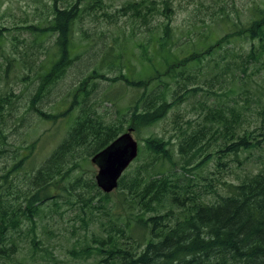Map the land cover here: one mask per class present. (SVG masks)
<instances>
[{
    "label": "trees",
    "instance_id": "trees-1",
    "mask_svg": "<svg viewBox=\"0 0 264 264\" xmlns=\"http://www.w3.org/2000/svg\"><path fill=\"white\" fill-rule=\"evenodd\" d=\"M191 1L197 23L186 32L189 42L184 46L177 44L172 0H162L160 7L157 0L131 1L114 12L104 7L103 0H50L47 12L35 23L0 28V42L2 31L28 30L46 56L35 71L38 84L22 113L19 96L0 90V162H5L0 168V264H22L17 256L24 237L32 248L38 247V219L57 210L64 198L72 207L81 206L77 214L86 228L95 213L104 215L92 234L95 245L86 248L99 257L97 264H264V158L259 157L256 172L247 173L237 184L219 179L231 163L243 165L254 151H264V119L251 129L252 93L235 101L238 92L225 80L231 74L233 86L237 85V71L249 78L250 66L262 64L264 0H254L245 22L244 12L233 7L231 11L226 2ZM202 8L207 17L199 16ZM156 15L163 18L157 20ZM86 18L93 28L84 25ZM125 18L133 22L132 32L126 35L121 30L124 37L117 34L108 44L111 31L104 30L101 21L119 28ZM139 25L145 28L144 41L135 43L132 38ZM220 28L225 33L217 38ZM240 40L251 43L248 52H233L231 59L227 53L216 60L228 51L226 46ZM132 43L141 49L139 57L129 50ZM84 54L95 65L61 99L66 107L56 113L44 110L45 99ZM13 61L8 59L7 72ZM149 65V76L136 70L139 66L147 70ZM203 68L211 76L202 73ZM117 69L114 78L108 75ZM134 75L139 77L131 78ZM101 81L113 89H133L131 105L121 108L123 120L108 122L100 113L121 90L104 92L105 100L94 99ZM200 93L204 99L192 107L196 118L185 121L186 112L180 107ZM257 93L254 102L261 108L258 115H263L264 87L258 84ZM29 113L40 122L53 123L59 117L70 122L64 138L39 167L35 156L40 138L32 139L28 133L11 142L8 132L9 127L28 125ZM171 114L174 136L151 134L142 144L136 136L137 159L115 191L102 192L90 167L92 157L128 129L139 135ZM173 137L177 141L172 142ZM213 161L216 171L203 175ZM176 166L179 172L173 170ZM216 185H223L227 193H220ZM211 196L214 202L208 201Z\"/></svg>",
    "mask_w": 264,
    "mask_h": 264
},
{
    "label": "rangeland",
    "instance_id": "rangeland-1",
    "mask_svg": "<svg viewBox=\"0 0 264 264\" xmlns=\"http://www.w3.org/2000/svg\"><path fill=\"white\" fill-rule=\"evenodd\" d=\"M131 1L139 0H103L105 4L104 7L110 12L116 11V9L121 8L124 4H127ZM157 1V6L160 7L162 0ZM212 1L213 0H207L204 3L209 4ZM216 1L228 3L231 6V11L232 7L242 10L244 14H242L241 18L244 22L249 16L248 8L254 2V0ZM49 2L50 0H0V28H13L14 26L21 27L35 23L42 12H47L45 5ZM172 5L173 9L176 10V12L172 15L173 26L177 36L180 39L177 44L184 46V44L189 42L186 32L190 31L192 28L191 24H193V22L197 23V20L193 18V16L197 13V10L195 11V5L191 0H172ZM202 12L203 13H201L199 16L207 17L206 14L208 11L202 8ZM232 17L237 21L235 13H233ZM155 18L159 20L163 17L156 15ZM101 22L103 25H105L103 28L104 30L111 31L107 33L106 41L108 44L114 43L115 38L118 37L117 34L120 35V38L124 37L121 34V30H123L126 35H129L132 32L133 22H131L129 18L122 19L119 25H117L119 28L103 21ZM84 25L88 26L89 28H93V22L90 21L89 18H86ZM144 30L145 28L140 25L136 28V36L132 38L135 40V43H142L144 41V37L142 35ZM223 30L229 31V28L223 26ZM223 30L220 28L215 31L217 38L218 36L220 37L224 35L225 32ZM2 33L4 38L2 42H0V90L3 93L13 92L16 96H19V99L17 100L19 102L17 103L20 105V112L22 113L28 106L26 102L29 101L38 84L37 81L34 82V78L36 77L35 71L39 70L41 62H43L46 58L44 54L45 50L41 49L39 46H36L34 38L28 33V30L26 29L19 28L12 32L11 30L10 32L2 31ZM193 37H195V35H191V38ZM135 43L131 44L129 50L133 51L134 54L139 57L141 49H138ZM185 48L186 47H184L183 50H185ZM188 48L190 50L189 46ZM226 48L228 51L221 53V55L217 56L216 60H220V56H224L227 53H230V59L232 58L231 53L233 52H237L238 54L246 53L250 50L251 43L240 40L233 42L231 45L226 46ZM8 59H14L16 61L12 62V65L7 72ZM87 60L88 63H86ZM92 61L93 60L89 57V55L84 54L78 64L68 72L66 78L56 88H54L49 97L45 99V102L42 106L43 109L48 112L56 113L60 112L62 108L66 107V105H63L59 102L68 94L69 91L75 88V85L82 77L86 76L87 73L92 70L95 65V61ZM156 63L157 61L155 60L154 64L156 65ZM256 67H260L261 72L259 74L256 72ZM136 70L145 73L146 76H149L152 72L150 65L147 66V70L140 66L137 67ZM201 70L203 71L202 73L206 72L207 76H211V73L208 69L203 68ZM116 72H118V69L109 73L108 75L114 78L116 76ZM202 73L199 74L201 78ZM215 73L216 72L214 71L212 75ZM236 73L237 75L235 76V79L237 85L233 86L234 78L231 74H227L225 79L227 82V87H233L235 91L238 92V94L233 97V100L235 101H240L242 96L244 98L243 94L245 92L248 93L249 91L248 95L250 97L252 93L253 100L250 98V103L253 112L252 116L249 118L252 120L251 129H254L257 125H260L262 122L261 120L264 119V114L258 115L257 112L258 110H261V108H258V104L254 102V99H256L258 95V84L264 87V58L262 59L261 65L258 64L256 66H250V69L248 70L249 78L240 77L241 75L239 71ZM137 75H134L131 78H138L139 76ZM109 85V82L101 81L98 86L99 90L93 96V98L104 99V92L110 90L117 92L121 89L116 95L119 97L115 98L114 102L106 103L99 111L101 114L105 115V118L108 122L116 121L118 118L123 120L124 117L122 116L121 108L131 105V100L135 93L133 92V89H130L126 86H117L113 89L112 86ZM202 85H204L203 81L201 82L200 86ZM205 88L207 87L205 86ZM201 99H204L203 93H200L197 99L191 100L180 107V111H184V113L186 112L185 121L188 118H196L197 114L192 111V107L196 101ZM177 111L178 110L176 109L173 112ZM250 114L251 113H248V116ZM172 116L173 115L171 114L166 120L159 122L146 131H142L139 133V135H134L135 138L139 136L137 139L140 140L142 144V141L144 140L143 138H146L151 134L164 136L167 139L171 136H174L175 130L173 131V124L171 121ZM28 118L30 121L28 125L19 128L18 130H15L13 127H9L8 132L10 134L11 142L21 141L28 133L32 139H36L37 137L40 138L37 148V155L35 156L37 166L39 167L44 159L56 147V145L64 138L68 124L70 122L66 121L64 117H59L57 121L53 123L40 122L38 117L32 113L28 114ZM30 124L31 126L29 127ZM175 141H177V138L173 137L172 142ZM259 157L264 158V151H254L250 156V159L245 161L243 165H239L237 162L231 163L226 171V174H224L223 177H219V179L221 182L226 180L227 182L237 184L247 173L252 174L256 172V169L260 164ZM7 161H10V159L7 158ZM197 162L199 161H196L195 164ZM4 165L5 162H3L2 159L0 162V168L4 167ZM90 167H92V169L95 171V174H97V167H95L92 163L90 164ZM173 170H177L179 172L180 166H176V169ZM215 171L216 161H213L208 164L202 174L210 176L209 174ZM216 187L220 193H227L223 185H216ZM64 199L62 200L64 201ZM63 201L57 210L48 213L45 217L38 219V229L36 232L38 247L32 248L29 238L24 237L21 243V253L17 256V261L22 262V264H97L99 257L93 255V251L87 253L86 248L95 245L92 242V234L94 231L98 230V222L102 221V219L105 220V218H103L104 215L101 213H95V217H92L93 221L89 220L90 226L86 228L85 223L81 221V218H79L77 214L80 212L81 206L79 205L72 207ZM208 201L214 202L215 197H209ZM77 209H79V211H77ZM87 218H90V216L88 215L85 217V219Z\"/></svg>",
    "mask_w": 264,
    "mask_h": 264
},
{
    "label": "water",
    "instance_id": "water-1",
    "mask_svg": "<svg viewBox=\"0 0 264 264\" xmlns=\"http://www.w3.org/2000/svg\"><path fill=\"white\" fill-rule=\"evenodd\" d=\"M138 155L139 142L134 136V130L130 128L92 157L91 163L98 169L95 176L98 188L105 194L115 191L119 180Z\"/></svg>",
    "mask_w": 264,
    "mask_h": 264
}]
</instances>
